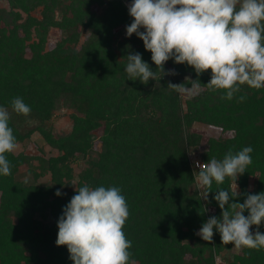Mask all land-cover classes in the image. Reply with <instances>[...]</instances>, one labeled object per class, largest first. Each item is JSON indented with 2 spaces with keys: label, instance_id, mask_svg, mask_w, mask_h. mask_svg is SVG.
<instances>
[{
  "label": "trees",
  "instance_id": "trees-1",
  "mask_svg": "<svg viewBox=\"0 0 264 264\" xmlns=\"http://www.w3.org/2000/svg\"><path fill=\"white\" fill-rule=\"evenodd\" d=\"M2 3L0 106L11 114L9 127L18 146L39 133L59 155L5 153L12 167L11 175H0V264H73L67 246L56 245L57 224L75 187L85 184L121 189L130 212L123 231L137 264H217L218 258L225 264H264V248L223 245L216 230L212 243L196 235L222 213L214 199L215 182L208 201L201 198L203 189L194 177L199 169L190 159L199 153L200 162L207 163L250 146L253 162L237 182L238 202H244L245 193L264 192V89L245 85L232 101L221 98L224 90L207 88L184 97L167 89L169 81L182 84L197 75L173 60L165 70L178 75L147 85L128 80L130 52H139L156 70L143 41L126 34L132 0ZM53 29L64 36L51 45ZM211 76V70L202 74L201 84ZM15 97L31 107L28 117L12 111ZM63 108L71 111L72 129L56 136L50 123ZM197 126L219 135L205 137ZM79 162L85 166L76 173ZM24 165L27 174L21 178ZM46 176L50 183L39 184ZM220 188L235 191L228 179ZM258 230L264 233V223ZM250 231L255 234L257 227Z\"/></svg>",
  "mask_w": 264,
  "mask_h": 264
},
{
  "label": "clouds",
  "instance_id": "clouds-1",
  "mask_svg": "<svg viewBox=\"0 0 264 264\" xmlns=\"http://www.w3.org/2000/svg\"><path fill=\"white\" fill-rule=\"evenodd\" d=\"M127 7L133 21L126 26V34L143 41L156 65L154 71L139 52H130L125 69L128 80L147 85L150 80L178 75L175 69L165 70V64L173 60L193 68L197 75L196 80L185 77L182 84L169 81L167 89L181 96L193 97L207 88L224 90L221 98L232 101L245 85L264 89V0H132ZM209 70L210 82L202 85L199 77ZM244 99L239 96L238 102ZM11 107L16 114H31V107L21 97L13 98ZM10 120L9 110L0 106L3 176L11 175L12 167L5 153H13L18 146ZM253 151L248 146L236 153L230 150L220 160L194 161V168L199 169L194 177L203 189L201 198L208 201L213 182L219 189L214 199L222 215L210 217L196 233L204 241L212 243L216 230L223 245L264 248V233L258 230L264 223V192L245 193L244 202H238L237 182L252 164ZM226 179L235 191L220 188ZM75 193L58 220L56 245L67 246L73 264H137L130 251L132 243L123 231L130 212L121 189L85 184L75 187ZM56 195L62 192L57 190ZM253 226L257 227L255 234L250 231Z\"/></svg>",
  "mask_w": 264,
  "mask_h": 264
},
{
  "label": "rangeland",
  "instance_id": "rangeland-1",
  "mask_svg": "<svg viewBox=\"0 0 264 264\" xmlns=\"http://www.w3.org/2000/svg\"><path fill=\"white\" fill-rule=\"evenodd\" d=\"M1 7H4L5 4H0ZM35 16L40 17V13L37 11L34 13ZM63 33L58 29H53L49 35V43L51 45H54L56 42L60 41L63 38ZM82 45V44H81ZM81 45L79 47H81ZM184 97H188L187 95H183ZM70 113L66 108H63L59 110L54 118L52 119V122L50 123V126L52 128V132L56 136L65 135L69 132H71L72 129V121L70 119ZM197 131L204 134L205 137L209 136H216L219 135V132L215 129L206 127V126H197ZM16 153H25L29 156H40V157H50V156H58V151L52 150L48 144L45 142L43 137L39 133H35L30 139L26 140L22 145L18 146L15 150ZM191 161H201L200 154L199 153H192L190 156ZM85 164L83 162H79L78 164H75V170L76 173H79L81 169ZM27 166H22L20 168V176L21 178H24L27 174ZM50 183V176H46L42 178L39 181V184L46 185ZM235 189V186H234ZM252 232V231H251ZM253 233V232H252ZM227 255L226 251L222 253V256ZM217 264H225L220 258L217 260Z\"/></svg>",
  "mask_w": 264,
  "mask_h": 264
},
{
  "label": "built area",
  "instance_id": "built-area-1",
  "mask_svg": "<svg viewBox=\"0 0 264 264\" xmlns=\"http://www.w3.org/2000/svg\"><path fill=\"white\" fill-rule=\"evenodd\" d=\"M200 162V161H199ZM203 164V163H202ZM198 169V168H197Z\"/></svg>",
  "mask_w": 264,
  "mask_h": 264
}]
</instances>
